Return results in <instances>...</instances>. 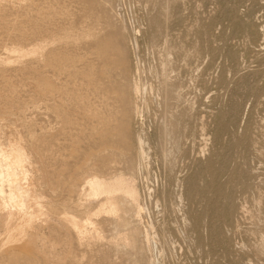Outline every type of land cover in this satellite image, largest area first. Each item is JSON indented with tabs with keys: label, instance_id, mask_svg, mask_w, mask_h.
<instances>
[{
	"label": "rangeland",
	"instance_id": "obj_1",
	"mask_svg": "<svg viewBox=\"0 0 264 264\" xmlns=\"http://www.w3.org/2000/svg\"><path fill=\"white\" fill-rule=\"evenodd\" d=\"M0 176V264H264V0H0Z\"/></svg>",
	"mask_w": 264,
	"mask_h": 264
},
{
	"label": "bare ground",
	"instance_id": "obj_2",
	"mask_svg": "<svg viewBox=\"0 0 264 264\" xmlns=\"http://www.w3.org/2000/svg\"><path fill=\"white\" fill-rule=\"evenodd\" d=\"M207 31V30H206ZM145 33V32H144ZM146 38V37H145ZM178 47V46H177ZM200 50V49H199ZM168 54V53H167ZM172 54V53H171ZM186 56V55H185ZM168 57V56H167ZM170 58V57H169ZM168 58V59H169ZM167 59V58H166ZM165 59V60H166ZM167 59V60H168ZM165 62H167V61H165ZM165 62L163 63V61H162V66H163V68H166V64H165ZM177 62V61H176ZM172 64V63H171ZM162 66H161V68H162ZM166 70V69H165ZM169 70V69H168ZM161 71H164L163 69L161 70ZM166 71H164V73H165ZM168 72V71H167ZM161 73H163V72H161ZM164 76V75H163ZM167 77H168V75H166ZM165 79H166V77H165ZM223 119V118H222ZM203 128V127H202ZM6 133H7V135L12 139V140H17V134L14 132V131H12L11 129H7L6 130ZM138 152H139V156H140V158L143 160L144 159V156H145V152H144V150H143V144H142V139H141V137H139V140H138ZM4 156V155H3ZM8 161H9V163H11V164H14L16 167L18 166V167H20L21 168V170H23V164H22V162H21V160L18 158V155L15 153V152H13V153H11V154H8L7 156H4ZM12 171V170H11ZM11 171H8V175H9V177L11 178L10 180H11V182H16L17 180H21L20 178H18L17 176H16V174L14 173V172H11ZM205 171V170H204ZM1 177V176H0ZM23 178V177H22ZM203 180V179H202ZM189 181V180H188ZM1 180H0V197H2V196H6V193H5V190H4V187H3V185H1ZM202 183V182H201ZM204 185V184H203ZM230 201V200H229ZM17 202V205L15 204V208H17V206H20V203H18V201H16ZM20 202V201H19ZM21 203H22V201H21ZM231 205V204H230ZM28 206L30 207V209H29V211H32V213H34V211H35V209L37 208H35V203L32 201V203L30 202L29 204H28ZM21 208H22V206H20ZM28 207V208H29ZM0 208H2V207H0ZM17 209H19V207L17 208ZM0 210H3V209H0ZM16 213V212H15ZM18 214V213H17ZM17 214L15 215V216H17ZM35 214H36V212H35ZM19 216V215H18ZM22 216V215H21ZM30 216V215H29ZM35 216V215H34ZM36 216H37V214H36ZM38 217V216H37ZM18 218H20V216L18 217ZM28 218V217H27ZM34 218V217H33ZM16 219V218H15ZM25 219V218H24ZM29 219V218H28ZM34 219H36V218H34ZM223 219V218H222ZM31 220V219H30ZM76 223V228L78 229V230H83L84 229V227H85V224H82V222L81 223H77V222H75ZM23 226V225H22Z\"/></svg>",
	"mask_w": 264,
	"mask_h": 264
}]
</instances>
